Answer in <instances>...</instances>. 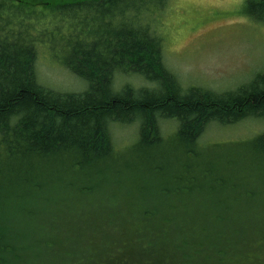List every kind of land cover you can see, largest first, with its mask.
Returning <instances> with one entry per match:
<instances>
[{"label": "trees", "instance_id": "16d2710c", "mask_svg": "<svg viewBox=\"0 0 264 264\" xmlns=\"http://www.w3.org/2000/svg\"><path fill=\"white\" fill-rule=\"evenodd\" d=\"M167 3L0 0V264H264V133L247 156H188L209 125L264 119V72L223 94L183 90L149 23ZM244 6L264 23V0ZM41 47L86 91L43 86ZM115 75L153 88L115 92ZM166 120L181 156L156 154ZM114 124H138L135 156Z\"/></svg>", "mask_w": 264, "mask_h": 264}, {"label": "rangeland", "instance_id": "374dc122", "mask_svg": "<svg viewBox=\"0 0 264 264\" xmlns=\"http://www.w3.org/2000/svg\"><path fill=\"white\" fill-rule=\"evenodd\" d=\"M246 0H168L154 20L149 21L153 31L162 40L163 60L168 71L178 80L183 90L203 88L217 94L235 91L256 74L264 72V23L245 14ZM44 48V47H41ZM39 49L37 72L40 83L59 93H83L87 85L65 70L47 48ZM125 86L138 91L153 88L139 76L115 75L114 91ZM162 121L160 131L165 140L156 152L159 156L179 155L178 143L173 137L177 125ZM138 124L111 126V133L120 152H127L137 141ZM264 133V119L249 118L238 124L221 127L215 124L205 128L199 139L198 153L188 156H247L248 144ZM125 151V152H124ZM154 151V152H155ZM153 152V153H154ZM128 156H135L126 153ZM154 155V154H153ZM154 155V156H157ZM255 156V155H251ZM99 203L77 205L68 209L77 219L83 210H96ZM53 220L58 215L49 214ZM57 234L71 241L74 234L69 220H56ZM87 233H89L87 231ZM264 262V258H261Z\"/></svg>", "mask_w": 264, "mask_h": 264}]
</instances>
